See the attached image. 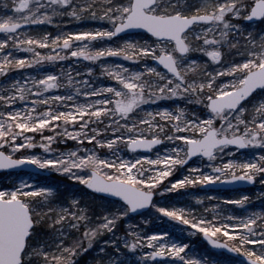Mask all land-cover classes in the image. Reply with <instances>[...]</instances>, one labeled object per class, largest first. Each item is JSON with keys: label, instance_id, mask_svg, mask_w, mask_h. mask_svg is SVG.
Here are the masks:
<instances>
[{"label": "snow or ice", "instance_id": "obj_1", "mask_svg": "<svg viewBox=\"0 0 264 264\" xmlns=\"http://www.w3.org/2000/svg\"><path fill=\"white\" fill-rule=\"evenodd\" d=\"M0 171V264H264V0H0Z\"/></svg>", "mask_w": 264, "mask_h": 264}, {"label": "rangeland", "instance_id": "obj_2", "mask_svg": "<svg viewBox=\"0 0 264 264\" xmlns=\"http://www.w3.org/2000/svg\"><path fill=\"white\" fill-rule=\"evenodd\" d=\"M89 23H93V22H89ZM68 27L71 28V27H73V25L68 26ZM165 103H167V102H165ZM8 179H9V177H8L7 172L0 173V184L8 183ZM45 182L58 185L61 189H63L64 187H66L69 184V181H67V179L63 175L58 174V173H52V175L49 176ZM241 192H246V193L250 194L251 196H258L260 192H264V186L257 183L253 189L248 190V191H241ZM221 194L227 195L229 197H235L239 194V192H226V191L223 192V191H221ZM258 201L259 200H253L252 203L254 205L259 204ZM229 207L237 208V206H233V205H230ZM149 215H150V213H149ZM121 231H123V226H121ZM190 240L192 241L194 246L199 248L201 251L209 254L210 258L219 259L220 264H233V261L235 260V258H231L225 254L223 256H217L216 255L217 252L212 251L210 249V247L202 240V236L196 235V236L190 237Z\"/></svg>", "mask_w": 264, "mask_h": 264}, {"label": "water", "instance_id": "obj_3", "mask_svg": "<svg viewBox=\"0 0 264 264\" xmlns=\"http://www.w3.org/2000/svg\"><path fill=\"white\" fill-rule=\"evenodd\" d=\"M1 172V171H0ZM252 186H254V185H251V184H248V185H244L243 186V188H241V189H245V188H249V187H252ZM214 188L216 187V186H213ZM235 188H237V186H235V185H223L222 186V190H225V189H230V190H233V189H235ZM205 241V240H204ZM206 242V241H205ZM207 243V242H206ZM210 246V245H209ZM210 248H211V246H210ZM212 249V248H211ZM213 250V249H212ZM214 251H219V250H214ZM226 254H228V255H230V256H236V254H232V253H227V252H225Z\"/></svg>", "mask_w": 264, "mask_h": 264}, {"label": "trees", "instance_id": "obj_4", "mask_svg": "<svg viewBox=\"0 0 264 264\" xmlns=\"http://www.w3.org/2000/svg\"><path fill=\"white\" fill-rule=\"evenodd\" d=\"M68 26H72V25H68ZM48 29L49 30H52V26H48ZM68 146H71V142H69V145ZM60 147H65V146L60 145ZM258 202H259V204H255L256 207H260V205H261V201H258Z\"/></svg>", "mask_w": 264, "mask_h": 264}]
</instances>
